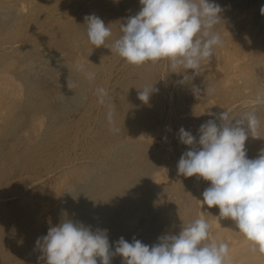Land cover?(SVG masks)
I'll return each instance as SVG.
<instances>
[{
  "label": "rangeland",
  "instance_id": "1",
  "mask_svg": "<svg viewBox=\"0 0 264 264\" xmlns=\"http://www.w3.org/2000/svg\"><path fill=\"white\" fill-rule=\"evenodd\" d=\"M212 1L213 0H210V2ZM217 1H219L220 3ZM258 1H260L261 3H259ZM213 2L219 5L222 3L221 7L223 8V11L220 14L226 12L225 13L226 15L225 14L221 15L223 18H222V21L218 23L219 25H215L216 28L214 27L213 29L215 34L217 35L219 34L220 38L222 37L221 38L222 45L214 48L215 51L213 50V56H212L213 59L211 58V61L205 60V62L204 61L201 62V66L198 70L199 74L195 75L193 80L190 77L188 83H180V81L183 79V74H179V73H183L185 70L179 67L176 70L172 69L170 67L169 61L167 60H161L156 63L146 62L143 65L136 66V65H131L127 63L117 53L111 52L110 50L112 43L123 35V33L121 32L120 25L125 24L129 16H134L140 11L142 6L140 5L139 0H0V31H3V32H0V71L1 72L3 70L6 71V72L3 71L4 74L3 73L1 74L0 72V128L2 129V130L0 129V131L1 133H4L3 131H8V132H5L4 134L0 133V143L2 142L0 144V146L2 145L0 149H3V150H0V189L2 190V191L0 190L2 192V193L0 192L1 193L0 194V244H2L0 245L1 246L0 247V258H1L0 264H10L9 262H12V264H24L25 262H28L29 264H46V261L44 259L38 260V257H40L42 253L40 252L38 248L35 247L36 239L37 237H42L43 234L44 236L47 235L48 231L46 230H48L51 226H56L60 224L63 220H66L67 218L68 219L73 218L74 222H76L78 219L79 220L81 219L83 220V221L80 220L81 223L83 222L84 224L86 222L84 225L91 226L93 231H95L96 229L109 230L111 226L112 228H110V230L107 232V235L108 236L110 235V238L112 237V239L116 237L113 240L109 238V241L110 240L112 241L110 242V245L112 246V251L114 250L113 247L115 246V242L118 240L117 238H120V237H124V239L127 240L128 242H132L133 238L138 239L140 241L142 240L141 241L142 243L144 241L146 242L150 241L151 243L149 242V244L152 245V244L158 243V240H155V239H158L157 236L160 237L162 236V234L166 235L168 233V234L178 235V233L181 231L182 228L178 227L177 226L178 224L176 226L174 225L178 223L179 221V217H180L179 211L182 210L184 207L190 208L189 204H190V199H191L187 191V188L189 187L188 182H189L190 177H187L188 179H186L185 176L178 174V169H177V163L179 161L178 157H181V155L185 151L189 150V146H186L182 144L181 142L179 143V139L177 138L178 132L181 126L185 130L188 129V131H191V133L194 136H197L199 138V133H198L199 125L197 124H201V122L203 124L206 122V120L214 118V114H219L229 109V111L227 112L231 116L234 115L233 117L242 118L244 117V114H246L245 112L247 111L249 107H253L254 105L257 106L259 104H260L259 106L255 107L256 109L252 108V110H254V113L257 115L259 122L262 120L264 121L263 119L264 118V106H263L264 105V101H263L264 100V92H263L264 91V85H263L264 84V63H263L264 58H262L264 57L263 55L264 54L263 53L264 51V45H263L264 44V39H263L264 38V34H263L264 33V27H263L264 15L260 14L261 13L260 8L262 7V5L264 6V3H263L264 0H250V1L249 0H233L232 2L231 0L230 1L226 0V2L224 0L225 3L222 2V0H215ZM233 2L235 4L239 3L238 6L235 5ZM234 5L235 7H233ZM256 6L258 8H256ZM256 9L259 11H257ZM244 12L246 16L244 15ZM92 14H95L98 17H100L105 22V25L111 30V36L107 38L105 44L100 47H95L94 45H92L88 41L87 36H86V25H85L84 17L87 15H92ZM232 20H233L234 26L232 24L229 25L228 31H225L224 29L225 26L223 24L225 22H227V24L228 23L230 24L232 23ZM254 22L256 23V25L254 24ZM254 26L256 27L252 28ZM248 27H249V30H248ZM262 29L263 31H261ZM256 30L258 33L256 32ZM249 33L250 34L252 33V34L250 35ZM245 34H246V37L243 36ZM248 35L250 38L248 37ZM231 37H233V39ZM244 41L247 44L249 43L248 44L249 46L246 44L248 47L245 45ZM242 42L244 44H242ZM233 46L235 48H233ZM228 49H230L229 50L230 52L228 51L230 54L231 52L232 53L235 52L234 55L233 54L231 55L232 57L234 56V59H236L235 56H238L237 59H239L242 55V57L240 58V62L239 60L236 59V61H238V65H240L239 67H235V66L231 67V65H228L227 63L225 64V62H223V56L225 55ZM254 49H256L257 51ZM250 50L251 52H249ZM245 54H246V60H244ZM254 57L256 59H254ZM258 57H260V59ZM12 60L15 62H13ZM56 62H58V64H60V66L62 67H60ZM256 62L258 64L262 63L263 66H261L260 68L258 64H256ZM245 63H247L246 66H245ZM54 64L56 68H54ZM79 65L84 66L83 71L78 70ZM160 65H161V69H160ZM22 66H24L25 68H22ZM224 67L225 68L228 67V68L224 69ZM246 67L249 70H246L247 69ZM34 68H35V72L34 71L31 72V70H34ZM241 68L243 70L245 69L246 72L245 71L241 72L242 70L239 71V69ZM14 69H16L17 71L16 70L14 71ZM251 69L255 71L256 73L251 71ZM173 72H176V73H173ZM258 72L261 75L260 78H259ZM88 73L94 74V79L90 80L87 76ZM237 73L240 75H237ZM188 74L192 75V70H188ZM231 74L233 75V77ZM251 74H253L254 77H252L253 75L251 76ZM236 75L239 76L238 79L241 80L240 82L239 80H236L237 79ZM175 76H177V78ZM11 78H14V79H11ZM243 79L244 81H242ZM7 80H9L10 82H8ZM220 80L224 82L222 83L220 82ZM231 80L232 82H230ZM226 81L227 83H225ZM236 81H237V84H236ZM255 81L260 84L255 83ZM245 82L247 85L245 84ZM228 83L229 85H227ZM177 84L179 85L177 86ZM251 84H252V88H251ZM149 85H154V88L157 91H154L150 95V99L148 103L145 104L144 102L142 103V101L138 98V92ZM35 86L37 90L34 88ZM193 87L199 89V91L195 93L193 90ZM29 88H31L32 91ZM99 88L105 89L107 93V95L103 97L102 103L100 101V96L98 95L96 91ZM229 88H231L232 90ZM234 88H237V89L234 90ZM261 89L263 90L261 91ZM227 90H229L228 93L226 92ZM39 91H42V93ZM35 92L37 93V95H35ZM29 93H31V95ZM254 93H258L259 95L257 94L255 96ZM49 94H51L52 96ZM170 94H172L173 96ZM249 95H252L251 96L252 98L249 97ZM169 96H172L173 99L172 97H169ZM257 96L259 97L262 96L261 97L262 100L260 102L257 101ZM42 99L43 100L47 99V101L43 102ZM250 99L251 101H249ZM255 100L257 102H255ZM32 101H34L35 103ZM252 101H254L255 104H253L254 102ZM38 102H40L42 107L37 106L39 104ZM250 102H252V104H250ZM137 104L140 105L142 109H143V106L145 105L144 109L146 111H144V109L142 110L141 108H140L141 110L136 109L140 107ZM170 104L174 106L175 109L171 107ZM239 104H241L242 106H240ZM46 106H47V109L45 108ZM132 106H135V107H132ZM238 106L240 107V109ZM36 107H38L39 110L41 108V112L38 110L40 113L35 111V109L37 110ZM169 108H171V111ZM236 109L238 110V112ZM242 109H244V111ZM250 109L251 108L248 109V112L251 111ZM261 109L263 111H261ZM48 110H51L52 112L48 113L49 112ZM173 110L176 112L174 113ZM230 110L232 111L233 115L231 114ZM145 112H147L146 113L147 115L145 114ZM170 112L177 114V115L171 114ZM42 113L48 114V118H47V115H42ZM110 113H111V122L109 121ZM142 113L145 114V116H148V115L152 116V114L158 115V118H152L150 116H148L147 118V117H144ZM169 113L172 115V117H170L171 120L172 119L174 120V122L172 120V122L174 123L172 127H171L172 123H170L171 120L168 123V117L171 116ZM211 113L213 116L211 115ZM52 114H54V116ZM139 114H141V116ZM138 116L139 118H137ZM173 116L175 117L177 116L178 118L177 117L173 118ZM11 117L12 119H10ZM153 117H156V116H153ZM141 119L142 120L147 119V120L142 121ZM148 119H151V120H148ZM177 119L182 121V123L179 120L178 122ZM18 120L20 121L22 127L19 125ZM141 121H142L141 126L144 124L145 127L144 125L142 127L145 129H142V127L138 125L137 122H139L140 124ZM144 121L146 122L144 123ZM263 121L260 122L261 124L259 123V127L261 129L262 127H264V125H262L264 124ZM147 122L149 123L151 122V123L150 124L148 123V126L146 127ZM217 123H219V121H217ZM194 124L195 126L193 127ZM49 126L50 128L48 129ZM169 128L171 130H169ZM260 128H258L257 130L258 132H256L259 135H257L256 133L254 134L255 137L254 136L252 137L251 135H249L247 139L248 141L246 140L247 142H245V149H246L248 158H257L259 155L262 154V152H264V140H263L264 129H262L261 131ZM113 129H118V131H114ZM158 129H160V131ZM175 130H177V132ZM14 131L16 133H14ZM259 131H261V133ZM168 132L169 133L172 132V133L169 134ZM11 133H13V135ZM261 136L262 138H259ZM34 138H36V141ZM152 141L154 144L152 143ZM142 142H144L145 144L143 143L142 145ZM169 143H171L170 147H169ZM123 144H125V146ZM121 146L123 147L121 148ZM143 146L145 149L143 148ZM115 149L117 150L119 149V150L116 152ZM182 151L184 152L182 153ZM27 152H28V155H27ZM140 152H142L143 154L142 153L140 154ZM108 153L110 154L108 155ZM157 153L159 154V156L156 158L154 156H156ZM163 155L165 156V158ZM144 157L146 159V161L144 159L145 164L142 162V158ZM162 158H164V161ZM16 161H18L19 163ZM111 161H112V164L110 163ZM137 161L138 162L140 161V163H138ZM135 162H136V165H134ZM141 162L144 165L141 164ZM138 164H140L141 166H139ZM118 166L119 168H117ZM134 166H137L138 169L141 170V172L136 171L138 169ZM13 167H14V170H13ZM16 167H21V168H18L19 170L18 171ZM132 168L133 170H135V172L132 170ZM113 171L115 172L117 171L116 176H115V173H113ZM118 172H120V175ZM130 172L132 173V176L130 175ZM156 172H158L157 175H156ZM160 174L163 176L164 178L163 180H158L157 177ZM134 175L137 176L138 181L135 177H133ZM145 175H147L146 178H145ZM149 175L155 178L152 180L153 177ZM139 176L140 178H138ZM168 176L170 178H168ZM166 178L167 180L169 179L171 183L169 180L166 181ZM171 178L173 180H171ZM195 178L197 179L198 177L196 176ZM106 179L108 183H110L108 186H107L108 183L106 184L107 182ZM139 179H140V183H139ZM148 179H150L152 182ZM198 179L200 181H198ZM198 179L197 181L200 183V185H203L200 187L201 193H203V191L207 187L210 186V182L202 180L203 178H198ZM12 180L13 181L16 180L15 182L17 183L14 182L15 183L14 184ZM132 180H135L137 182L132 181ZM119 181H121L124 184H122L121 182H120L121 184L118 183ZM148 181L150 185L148 184ZM7 182H8V186L6 185ZM126 182H128L129 185L132 184L131 186L134 185L135 188L129 185H128L129 188L127 186H124L126 185ZM93 183H94V186H93ZM96 183H97V186L95 185ZM111 183L113 184V186L111 185ZM180 183L182 186L180 185ZM152 184H153V187H150ZM160 184H162L161 186L163 188L165 187L163 189V191L165 192L162 191L161 193H158L159 191L156 190V188L158 189V187H160ZM4 185H6V187ZM140 186H142V190L140 189ZM99 187L103 189H99ZM106 188H108L110 191L107 190ZM169 188L170 190L167 191V189ZM87 189H88V192L86 191ZM90 189L92 190V193L94 194L91 193ZM125 189L126 190L129 189L130 191L128 190L127 192L128 193L130 192V193L128 194L127 192L124 191L125 192L124 194L123 190ZM134 189L136 192L134 191ZM146 189H149V190H146ZM137 190H139V192ZM95 191L97 192L99 196H101V198L99 199V203H96L98 202V200L96 201L91 200L92 196L90 195H95L96 194ZM106 191L108 193H106ZM113 191L117 193L111 195V193H114ZM146 191H147V194L144 195ZM132 192H134V195H132L133 194ZM179 192L180 194H178ZM119 193L121 194L123 193L125 196L122 194L121 198H115L116 199L115 200L114 197L116 195L117 197H120ZM140 193H142L143 197L144 196L145 197L142 198ZM148 193H151V194H148ZM154 193L156 195V198L155 196H153L154 198L151 197ZM127 194L128 196L131 194L130 196L132 197V200H133L132 202H131V199H128L131 197L130 196L128 197ZM138 194L140 196L139 199H141L142 201L144 200L146 203L136 198ZM157 194H159L158 195L159 198L157 197ZM105 195H107V197H109L110 199L109 198L107 199ZM109 195L112 196V198ZM77 196L78 197L80 196V199ZM103 196H105L107 201L104 200ZM123 196L127 197L125 198V200L128 199V201L130 200L131 203L128 202L127 200L125 202ZM168 196L169 198L170 197L171 198L169 199ZM135 198L139 201L136 202ZM81 199L82 201H80ZM171 199L172 201L170 202L169 200ZM71 200L73 201V203H71L72 202ZM175 200H177L178 203L175 202ZM149 201L150 203L151 201L153 203L150 204ZM92 202L93 203L95 202V204L93 205ZM138 202H141V203H139L140 205L137 206ZM173 202H175V207H173L174 205ZM82 203L86 205H83ZM201 203H202L201 205H203L204 212L206 215V221L210 225L211 233L216 231V229L218 228L220 229L225 228L228 218H221L219 216V208L218 207L208 208L206 204H203V196H202ZM72 204L74 205L72 206L73 208H75L77 205L78 207H76L73 210V208L70 207ZM89 204H90V207L92 205L93 208L92 207L91 209L87 208ZM96 204L98 205L100 204V205L98 206ZM118 204L120 207L118 206ZM126 204L128 207H126ZM141 204H144L143 205L144 207ZM155 204L156 206L163 205V207L162 206L161 207L164 211L160 209L161 207L159 206H157L159 208H156ZM110 205H111L112 210H109ZM171 205H172V208L175 210L168 209V211H166L167 208H171ZM83 206L84 207L87 206V207H85L84 209ZM139 206L141 208H139ZM165 206L167 208H165ZM94 207L96 211L92 210L94 209ZM134 207L136 209H134ZM142 207L144 210L142 209ZM155 208L157 209L158 213L163 214V215L160 214L162 215L163 218H160V216H157L156 214L157 212ZM65 209H68V210H65ZM86 209L88 211L91 210L93 212L89 211L87 213H84L85 211H87ZM123 209L125 213L123 212ZM141 209L142 211L138 213L139 211L137 210H141ZM159 209L160 211H158ZM81 210H84V212ZM97 211L100 214V215L98 214V216L96 215ZM103 211H104V214H103ZM127 211H129V213ZM216 211H218V213L215 214L216 217L212 220L213 218L212 215H214ZM94 212L96 216H93ZM105 212H107V214ZM154 212L156 215L152 214ZM30 213H31L32 218H30V215H29ZM137 213L139 215H136ZM167 213L169 214L167 216V218L169 217L168 220H166L167 218H164V216L166 217V215L164 214H167ZM74 214L75 216L77 217L79 216V217L78 218L75 217L76 218L75 219ZM121 214L122 215L125 214L124 218L126 219H123V217H121L122 216ZM135 215L137 216L136 218H138L136 221H134ZM82 216L83 218H80ZM89 216H91L92 218L94 217L92 219L94 222L93 221L91 222V217ZM105 216L106 218L109 216V218L107 219L103 218ZM88 217L89 219H85ZM152 217L154 218V220ZM114 218H117V219H114ZM149 219L152 222L149 221ZM79 220L77 222H80ZM123 220H124V224H121L123 223ZM158 220L160 221L158 222ZM153 221L156 222V224ZM175 221L177 222L175 223ZM135 222L136 224L137 223L138 224L135 225ZM107 223L109 225L108 228H107L108 226ZM88 224H91V225H88ZM150 224H153L152 225L153 227H151ZM145 225H147V227L149 225L150 226L149 228H147ZM158 225L160 226L158 227ZM24 226H26V228ZM29 226L30 227L34 226L35 228L33 227L31 231V228L29 229ZM136 226L139 229H137ZM17 227L19 228L21 227V228L19 229ZM127 227H129V231H128L129 233L128 232L125 233V231L127 230L126 229ZM24 228L25 230L27 229V231L25 230L22 231V229ZM135 228L137 230H134ZM178 228L180 229V231L178 230ZM14 230H15V233H14ZM172 230L174 233L172 232ZM177 230L179 232H177ZM37 231L40 234H37L38 233ZM115 232L117 235L114 234ZM28 233H29V237L30 236L33 237V235L34 236L38 235V236L37 237L35 236L34 239L33 238L31 239L28 237L27 235ZM119 234L124 235V236H121ZM238 234L239 236L243 235L239 231H238ZM17 235H19L20 237ZM118 235L119 237H117ZM13 236L15 237L17 236V237L15 238ZM26 236H27V239H26ZM20 238H22V240ZM13 239L15 240V242H13L14 241ZM23 239L26 242H24ZM29 239L32 242H28ZM17 241L18 243L16 244ZM22 241L24 243H27L25 244L27 246H25ZM226 241L229 245L231 244L230 243L231 238L230 239L227 238ZM10 242H11V245H10ZM30 243H32V245ZM144 244L149 245L148 243H145V242ZM217 244H219V242H217ZM14 245H16V247ZM33 246L37 252L35 251L34 248L32 251L30 250L32 249ZM11 248H13V250ZM18 249H20L19 252L23 251L22 255L20 254L21 252L18 253L17 251ZM257 249H258V246H257ZM239 250H240L239 247H236V248L234 247L232 249L234 253H238ZM30 251L33 253H31ZM14 252L16 255L14 254ZM27 252H28V255H27ZM9 254L12 256V257L10 256V259H9ZM33 254H36V255H33ZM17 255H18V258H16ZM23 255H25L26 257L24 258ZM7 259L8 261H4ZM18 259L20 260L22 259V260L21 261L19 260V262L16 263ZM26 259L28 260L30 259L29 260L30 262L26 261ZM22 261L24 262L22 263ZM97 262H99L97 264H100V258H97ZM111 264H123V258L121 256L119 257V255H116L111 260Z\"/></svg>",
  "mask_w": 264,
  "mask_h": 264
},
{
  "label": "clouds",
  "instance_id": "2",
  "mask_svg": "<svg viewBox=\"0 0 264 264\" xmlns=\"http://www.w3.org/2000/svg\"><path fill=\"white\" fill-rule=\"evenodd\" d=\"M139 3L140 11L120 25L123 35L112 43L111 52L136 66L167 60L172 69L185 70L179 73L183 74L180 83H188L190 77L193 80L201 62L211 61L214 48L222 45L213 29L222 21L223 8L210 0ZM260 12L264 15V6ZM84 20L88 41L95 47L103 46L111 30L95 14ZM78 70L83 71L84 66L79 65ZM87 76L94 79V74ZM193 90L199 91L195 87ZM96 91L102 103L106 90ZM154 91V85L146 86L138 92V98L147 104ZM261 100L258 96L257 101ZM214 117L200 125L198 139L191 131L179 129L178 139L189 150L178 161V174L209 181L210 186L202 193L203 204L218 207L219 216L235 221L239 232L264 253V152L257 158H248L245 149L246 140L254 136L260 122L251 111L242 118L227 111ZM209 229V223L199 218L184 226L178 235H162L152 245L120 237L112 251L107 229L93 231L91 226L66 219L51 226L47 235L38 237L36 247L42 253L38 260L44 259L46 264H97V258L100 264H111L116 255L123 258V264H225L228 245L204 243L209 239Z\"/></svg>",
  "mask_w": 264,
  "mask_h": 264
},
{
  "label": "bare ground",
  "instance_id": "3",
  "mask_svg": "<svg viewBox=\"0 0 264 264\" xmlns=\"http://www.w3.org/2000/svg\"><path fill=\"white\" fill-rule=\"evenodd\" d=\"M213 1H215V0H213ZM213 1H212V2H213ZM229 1H230V0H229ZM232 1H233V0H231V2H232ZM249 1H250V0H249ZM217 2H219V1H217ZM222 2H224V0H222ZM225 2H226V0H225ZM225 2H224V3H225ZM236 2H237V1H236ZM245 2H246V1H245ZM252 2H253V1H252ZM258 2L261 3L260 1H258ZM219 3H220V2H219ZM233 3H234V2H233ZM249 3H250V2H249ZM263 3H264V2H263ZM221 4H222V3H221ZM221 4H220V6H221ZM234 4H235V3H234ZM238 4H239V3H238ZM238 4H235V5L238 6ZM243 4H245V3H243ZM243 4H241V5H243ZM2 5H3V4H2ZM230 5H232V4H230ZM235 5H234L233 7H235ZM246 5H247V4H246ZM248 5H249V4H248ZM251 5H252V4H251ZM4 6H5V5H4ZM4 6H3V7H4ZM257 6H258V5H257ZM257 6H256V8H258ZM262 6H263V5H262ZM233 7H232V8H233ZM246 7H247V6H246ZM253 7H254V6H253ZM242 8H243V6H242ZM229 9H231V8H229ZM236 9H237V8H236ZM260 9H261V8H260ZM238 10H239V9H238ZM253 10H254V9H253ZM256 10H257V9H256ZM226 11H227V10H226ZM257 11H259V10H257ZM224 12H225V11H224ZM234 12H235V11H234ZM253 12H255V11H253ZM253 12H252V14H253ZM225 13H226V12H225ZM225 13H222V14H225ZM227 13H228V12H227ZM247 13H248V12H247ZM259 13H260V12H259ZM259 13H258V14H259ZM222 14H220V16H221ZM236 14H237V12H236ZM254 14H255V13H254ZM260 14H261V13H260ZM225 15H226V14H225ZM225 15H224V17H225ZM239 15H240V14H239ZM244 15H245V12H244ZM240 16H241V15H240ZM245 16H246V15H245ZM250 16H251V14H250ZM250 16H249V17H250ZM242 17H243V16H242ZM247 17H248V16H247ZM221 18H223V17L221 16ZM234 18H235V17H234ZM234 18H232V19H234ZM236 18H237V17H236ZM238 18H239V16H238ZM251 18H252V17H251ZM249 19H250V18H249ZM256 19H257V18H256ZM262 19H263V18H262ZM227 20H228V19H227ZM242 20H243V19H242ZM259 20H261V19H259ZM237 21H238V20H237ZM237 21H236V23H237ZM246 21H247V19H246ZM248 21H249V20H248ZM251 21H252V20H251ZM243 22H244V21H243ZM234 23H235V22H234ZM241 23H242V22H241ZM222 24H223V23H222ZM222 24H221V25H222ZM231 24L233 25V20H232V23H230V24H229V23L227 24V22H225V23L223 24V25L227 28V29H226V28L224 27L225 31H228V28H229L228 26L231 25ZM252 24H253V22H252ZM254 24L256 25L255 22H254ZM262 24H263V23H262ZM262 24H261V25H262ZM217 25H219V24H217ZM238 25H239V24H238ZM259 25H260V24H259ZM233 26H234V25H233ZM235 26H236V25H235ZM249 26H250V24H249ZM252 26H253V25H252ZM1 27H3V26H1ZM236 27H237V26H236ZM255 27H256V26H254V27H252V28H255ZM257 27H258V26H257ZM263 27H264V25H263ZM215 28H216V27H215ZM222 28H223V26H222ZM244 28H245V27H244ZM250 28H251V27H250ZM258 28H259V27H258ZM220 29H221V28H220ZM230 29H231V28H230ZM232 29H233V28H232ZM2 30H3V29H2ZM248 30H249V27H248ZM250 30H251V29H250ZM245 31H246V30H245ZM261 31H263V29H262ZM0 32H3V31H0ZM215 32H216V31H215ZM229 32H230V31H229ZM236 32H237V30H236ZM247 32H248V31H247ZM250 32H251V31H250ZM256 32H257V30H256ZM256 32H255V33H256ZM244 33H246V32H244ZM253 33H254V32H253ZM257 33H258V32H257ZM257 33H256V34H257ZM249 34H250V33H249ZM251 34H252V33H251ZM251 34H250V35H251ZM263 34H264V33H263ZM218 35H219V34H218ZM260 35H261V34H260ZM243 36L246 37V34L243 35ZM239 37H240V36H239ZM248 37H249V35H248ZM259 37H260V36H259ZM259 37H258V38H259ZM221 38H222V37H221ZM231 38L233 39V37H231ZM241 38H242V37H241ZM241 38H240V39H241ZM249 38H250V37H249ZM251 38H252V37H251ZM260 38H261V37H260ZM232 39H231V41H232ZM238 39H239V38H238ZM252 39H253V38H252ZM263 39H264V38H263ZM32 40H33V39H32ZM261 40H262V39H261ZM239 41H240V40H239ZM256 41H257V40H256ZM224 42H225V41H224ZM234 42H235V41H234ZM253 42H254V41H253ZM259 42H260V41H259ZM230 43H231V42H230ZM244 43H245V41H244ZM244 43L242 42V44H244ZM246 44H247V43H245V45H246ZM248 44H249V43H248ZM248 44H247V45H248ZM250 44H251V43H250ZM25 45H26V44H25ZM239 45H240V44H239ZM245 45H244V46H245ZM247 45H246V46H247ZM263 45H264V44H263ZM224 46H225V45H224ZM229 46H230V45H229ZM248 46H249V45H248ZM248 46H247V47H248ZM227 47H228V46H227ZM227 47H226V49H227ZM220 48H221V47H220ZM233 48H235V47L233 46ZM261 48H263V47H261ZM229 50H230V49L227 50V52L225 53V55L223 54V55H224V56H223V62H225V64L227 63L228 65H231V67H232V66H233V67H234V66H235V67H239L240 65H238V61H236V59H237L238 56H235L236 59H234V56L232 57L231 55H232V54L234 55L235 52H234V53L231 52V54H230V53H229V52H230ZM244 50H246V49H244ZM248 50H249V49H248ZM254 50H256V49H254ZM214 51H215V50H214ZM222 51H223V50H222ZM228 51H229V52H228ZM231 51H232V50H231ZM256 51H257V50H256ZM256 51H255V52H256ZM28 52H29V51H28ZM220 52H221V51H220ZM243 52H244V51H243ZM246 52H248V51H246ZM249 52H251V50H250ZM259 52H260V51H259ZM259 52H257V53H259ZM46 53H47V52H46ZM216 53H217V51H216ZM222 53H224V52H222ZM263 53H264V51H263ZM30 54H31V53H30ZM30 54H29V55H30ZM218 54H219V53H218ZM218 54H217V56H218ZM240 55H241V54H240ZM263 55H264V54H263ZM10 56H11V55H10ZM47 56H48V55H47ZM215 56H216V55H215ZM244 56H245V59H244V60H246V54H245ZM250 56H251V55H250ZM54 57H55V56H54ZM241 57H242V55H241ZM241 57H240V58H241ZM248 57H249V56H248ZM251 57H252V56H251ZM251 57H250V58H251ZM261 57H262V56H261ZM23 58H25V57H23ZM23 58H22V59H23ZM31 58H32V57H31ZM240 58L237 59V60H239V62H240ZM258 58L260 59V57H258ZM262 58H264V57H262ZM11 59H12V58H11ZM18 59H19V58H18ZM34 59H35V58H34ZM52 59H53V58H52ZM212 59H213V58H212ZM221 59H222V58H221ZM254 59H256V58L254 57ZM254 59H253V60H254ZM5 60H6V59H5ZM25 60H26V59H25ZM56 60H57V59H56ZM241 60H242V59H241ZM1 61H3V60H1ZM12 61H13V60H12ZM216 61H217V60H216ZM251 61H252V59H251ZM13 62H15V61H13ZM59 62H60V61H59ZM204 62H205V61H204ZM213 62H214V61H213ZM246 62H247V61H246ZM2 63H3V62H2ZM56 63L58 64V62H56ZM56 63H55V64H56ZM169 63H170V62H169ZM248 63H249V61H248ZM251 63H252V62H251ZM263 63H264V62H263ZM55 64H54V68H56V67H55ZM164 64H165V63H164ZM246 64H247V63H245V66H246ZM256 64H258V63L256 62ZM259 64H260V65H259ZM259 64H258V66L261 68V66H263V64H262V63H259ZM261 64H262V65H261ZM12 65H13V64H12ZM14 65H15V64H14ZM16 65H17V64H16ZM34 65H35V64H34ZM58 65L60 66V64H58ZM62 65H63V64H62ZM213 65H214V64H213ZM254 65H255V64H254ZM254 65H253V67H254ZM31 66H32V65H31ZM31 66H30V67H31ZM56 66H57V65H56ZM226 66H227V65H226ZM258 66H257V68H258ZM32 67H33V66H32ZM60 67H62V66H60ZM66 67H67V66H66ZM22 68H25V67L22 66ZM57 68H59V67H57ZM227 68H228V67H227ZM227 68L224 67V69H227ZM243 68H245V67H243ZM246 68H247V67H246ZM260 68H259V69H260ZM63 69H64V68H63ZM160 69H161V65H160ZM1 70H2V69H1ZM15 70H16V69H14V71H15ZM17 70H18V68H17ZM17 70H16V71H17ZM19 70H20V69H19ZM175 70H176V69H175ZM229 70H230V69H229ZM229 70H228V71H229ZM237 70H238V69H237ZM240 70H242L241 72L245 71V69L243 70L242 68L239 69V71H240ZM246 70H249V69L247 68ZM262 70H263V69H262ZM3 71H5V70H3ZM3 71H2V72L0 71L1 74L3 73ZM20 71H21V70H20ZM32 71L35 72V68H34V70H31V72H32ZM251 71H253V70L251 69ZM5 72H6V71H5ZM229 72H230V71H229ZM241 72H240V73H241ZM245 72H246V71H245ZM253 72L256 73L255 71H253ZM220 73H221V72H220ZM254 73H253V74H254ZM258 73H259V72H258ZM3 74H4V73H3ZM9 74H10V73H9ZM9 74H8V75H9ZM29 74H30V73H29ZM67 74H68V73H67ZM177 74H178V72H177ZM243 74H244V73H243ZM243 74H242V75H243ZM253 74H251V76H252ZM262 74H263V73H262ZM231 75H232V74H231ZM237 75H240V74L237 73ZM237 75H236V76H237ZM242 75H241V76H242ZM246 75H247V74H246ZM256 75H257V74H256ZM258 75H259V78H260V76H261L260 73H259ZM258 75H257V76H258ZM11 76H12V75H11ZM21 76H23V75H21ZM31 76H32V75H31ZM214 76H215V74H214ZM225 76H226V75H225ZM236 76H235V78H236ZM247 76H248V75H247ZM19 77H20V76H19ZM26 77H27V76H26ZM28 77H29V76H28ZM175 77L177 78V76H175ZM219 77H220V76H219ZM223 77H224V76H223ZM232 77H233V75H232ZM232 77H231V78H232ZM238 77H239V76H237V79H236V80H239ZM248 77H249V76H248ZM252 77H254V75H253ZM6 78H7V77H6ZM34 78H35V77H34ZM34 78H33V79H34ZM157 78H158V77H157ZM162 78H163V77H162ZM213 78H214V77H213ZM235 78H234V79H235ZM245 78H246V77H245ZM11 79H14V78H11ZM76 79H77V78H76ZM219 79H220V78H219ZM162 80H163V79H162ZM222 80H223V79H222ZM222 80H220V82H222ZM247 80H248V79H247ZM247 80H246V82H247ZM251 80H252V79H251ZM258 80H259V79H258ZM7 81L10 82L9 80H7ZM21 81H22V80H21ZM240 81H241V80H239V82H240ZM242 81H244V79H243ZM18 82H19V81H18ZM77 82H78V80H77ZM77 82H76V83H77ZM223 82H224V81H223ZM223 82H222V83H223ZM230 82H232V80H231ZM246 82H245V84H246ZM250 82H251V81H250ZM19 83H20V82H19ZM19 83H18V84H19ZM173 83H174V82H173ZM175 83H176V82H175ZM225 83H227V81H226ZM234 83H235V82H234ZM255 83H257V82L255 81ZM22 84H23V83H22ZM22 84H21V85H22ZM28 84H29V83H28ZM165 84H166V83H165ZM236 84H237V81H236ZM245 84H244V85H245ZM257 84H260V83H257ZM257 84H256V85H257ZM178 85H179V84H177V86H178ZM227 85H229V83H228ZM227 85H226V86H227ZM238 85H239V84H238ZM246 85H247V84H246ZM246 85H245V86H246ZM263 85H264V84H263ZM23 86H24V85H23ZM29 86H30V85H29ZM173 86H175V85H173ZM223 86H224V84H223ZM240 86H241V85H240ZM248 86H249V85H248ZM24 87H25V86H24ZM79 87H81V86H79ZM167 87H168V86H167ZM34 88L36 89V86H35ZM251 88H252V84H251ZM253 88H255V87H253ZM29 89H31V88H29ZM29 89H28V90H29ZM80 89H81V88H80ZM172 89H174V88H172ZM176 89H177V88H176ZM229 89H231V88H229ZM235 89H237V88H234V90H235ZM249 89H250V87H249ZM257 89H258V88H257ZM36 90H37V89H36ZM40 90H41V89H40ZM43 90H44V89H43ZM45 90H46V89H45ZM167 90H168V89H167ZM189 90H190V89H189ZM231 90H232V89H231ZM258 90H259V89H258ZM258 90H256V91H258ZM262 90H263V89H261V91H262ZM31 91H32V89H31ZM34 91H35V90H34ZM46 91H47V90H46ZM49 91H50V90H49ZM171 91H172V90H171ZM224 91H225V90H224ZM228 91H229V90H227L226 92L228 93ZM238 91H239V90H238ZM39 92L42 93V91H39ZM39 92H38V93H39ZM43 92H44V91H43ZM169 92H170V91H169ZM184 92H185V91H184ZM236 92H237V91H236ZM263 92H264V91H263ZM27 93H28V91H27ZM32 93H33V92H32ZM49 93H50V92H49ZM171 93H172V92H171ZM233 93H235V92H233ZM245 93H246V92H245ZM29 94L31 95V93H29ZM225 94H226V93H225ZM254 94H255V96H256L258 93H254ZM254 94H253V95H254ZM33 95H34V94H33ZM35 95H37L36 92H35ZM39 95H40V94H39ZM41 95H42V94H41ZM49 95H51V94H49ZM170 95H172V94H170ZM228 95H229V94H228ZM231 95H233V94H231ZM258 95H259V94H258ZM261 95H263V94H261ZM43 96H44V95H43ZM43 96H42V97H43ZM46 96H47V94H46ZM46 96H45V97H46ZM51 96H52V95H51ZM51 96H50V97H51ZM172 96H173V95H172ZM172 96H169V97H172ZM242 96H243V95H242ZM251 96H252V95H249V97H251ZM34 97H36V96H34ZM50 97H49V98H50ZM53 97H54V96H53ZM56 97H57V96H56ZM72 97H73V96H72ZM245 97H246V96H245ZM257 97H258V96H257ZM260 97H262V96H260ZM37 98H39V97H37ZM47 98H48V97H47ZM239 98H240V97H239ZM246 98H247V97H246ZM251 98H252V97H251ZM40 99H41V98H40ZM169 99H170V98H169ZM172 99H173V97H172ZM32 100H33V99H32ZM37 100H38V99H37ZM246 100H247V99H246ZM42 101H43V102H44V101H47V99H46V100H45V99H44V100L42 99ZM242 101H243V100H242ZM249 101H251V99H250ZM263 101H264V100H263ZM263 101H262V103H263ZM32 102H34V101H32ZM40 102H41V101H40ZM40 102H38V103L40 104ZM51 102H52V100H51ZM239 102H240V101H239ZM252 102H254V101H252ZM252 102H250V104H252ZM255 102H257V101L255 100ZM255 102H254L253 104H255ZM24 103H25V102H24ZM28 103H29V101H28ZM28 103H27V105H28ZM34 103H35V102H34ZM142 103H143V102H142ZM237 103H238V102H237ZM237 103H236V104H237ZM240 103H241V102H240ZM242 103H243V102H242ZM245 103H246V101H245ZM248 103H249V102H248ZM21 104H22V103H21ZM25 104H26V103H25ZM39 104L37 105L38 107L41 106V104H40V105H39ZM257 104H258V103H257ZM137 105H138V104H137ZM141 105H142V104H141ZM170 105H171V104H170ZM234 105H235V104H234ZM239 105L242 106L241 104H239ZM259 105H260V104H259ZM259 105H257V106H259ZM35 106H36V105H35ZM58 106H60V105H58ZM138 106H140V105H138ZM138 106H137V107H138ZM236 106H237V105H236ZM245 106H246V105H245ZM249 106H250V105H249ZM249 106H248V107H249ZM251 106H253V105H251ZM257 106L254 105L253 107H249V108H251L250 110H251L252 112H254V110H252V108L256 109L255 107H257ZM263 106H264V105H263ZM38 107H36L37 110L35 109V111L38 112V113H40V112H41V108H40V110H39ZM41 107H42V106H41ZM48 107H50V106H48ZM53 107H54V106H53ZM56 107H57V106H56ZM132 107H135V106H132ZM144 107H145V105L143 106V109H144ZM171 107L174 108V106H172V105H171ZM238 107H239V106H238ZM20 108H21V107H20ZM30 108H31V107H30ZM45 108L47 109V106H46ZM140 108H141V106L138 107V108H136V109H140ZM148 108H149V107H148ZM229 108H230V107H229ZM249 108H248V109H249ZM28 109H29V108H28ZM56 109H57V108H56ZM58 109H59V108H58ZM127 109H128V108H127ZM141 109H142V108H141ZM141 109H140V110H141ZM143 109H142V110H143ZM169 109H170V111H171V108H169ZM169 109H168V111H169ZM174 109H175V108H174ZM239 109H240V107H239ZM244 109H245V108H244ZM244 109H242V110L244 111ZM246 109H247V107H246ZM248 109H247V111H246L245 113L248 112ZM38 110H39L40 112H39ZM130 110H131V109H130ZM140 110H138V111H140ZM225 110H226V109H225ZM231 110H232V109H231ZM231 110H230V111H231ZM236 110H237V109H236ZM48 111H49L48 113L52 112L51 110H48ZM144 111H146V110L144 109ZM162 111H163V110H162ZM162 111H161V112H162ZM173 111H174V110H173ZM173 111H172V112H173ZM227 111H229V109H228ZM243 111H242V112H243ZM261 111H263V110L261 109ZM43 112H45V111H43ZM140 112H142V111H140ZM163 112H164V111H163ZM172 112H170V113H171V114H174L176 111H174V113H172ZM213 112H214V111H213ZM215 112H216V111H215ZM237 112H238V110H237ZM240 112H241V111H240ZM240 112H239V113H240ZM249 112H250V111H249ZM255 112H256V111H255ZM30 113H31V112H30ZM32 113H33V112H32ZM34 113H35V112H34ZM56 113H57V112H56ZM146 113H147V112H145V114H146ZM167 113H168V112H167ZM170 113H169V114H170ZM202 113H203V112H202ZM218 113H219V112H218ZM257 113H258V112H257ZM12 114H13V113H12ZM16 114H17V113H16ZM54 114H55V113H54ZM54 114H52V115L54 116ZM142 114H143V113H142ZM145 114H143L144 117H147V118H148V116H150V115L145 116ZM148 114H150V113H148ZM162 114H163V113H162ZM171 114H170V115H171ZM231 114H232V111H231ZM262 114H263V113H262ZM42 115H47V118H48V114H46V113H42ZM135 115H137V114H135ZM139 115L141 116V114H139ZM146 115H147V114H146ZM174 115H177V114H174ZM211 115H212V113H211ZM232 115H233V114H232ZM236 115H237V114H236ZM244 115H245V114H244ZM255 115H256V114H255ZM49 116H50V115H49ZM153 116H156V117H153ZM160 116H161V114H160ZM167 116H169V115H167ZM167 116H166V117H167ZM208 116H209V115H208ZM212 116H213V115H212ZM233 116H234V115H233ZM256 116H257V115H256ZM40 117H41V116H40ZM134 117H136V116H134ZM144 117H143V118H144ZM150 117H152V118H158V115H153V114H152V116H150ZM162 117H163V116H162ZM170 117H172V115L168 117V123H169V121L171 120ZM174 117H175V116H173V118H174ZM176 117H177V116H176ZM176 117H175V118H176ZM258 117H259V116H258ZM262 117H263V116H262ZM4 118H5V117H4ZM137 118H139V116H138ZM140 118H141V117H140ZM177 118H178V117H177ZM214 118H215V117H214ZM214 118H212V119H214ZM7 119H8V118H7ZM10 119H12V117H11ZM159 119H160V118H159ZM162 119H163V118H162ZM202 119H203V118H202ZM204 119H205V118H204ZM263 119H264V118H263ZM8 120H9V119H8ZM8 120H6V121H8ZM19 120H20V119H19ZM19 120H18V121H19ZM137 120H138V119H137ZM141 120H142V119H141ZM143 120H147V119H143ZM143 120H142V121H143ZM148 120H151V119H148ZM172 120H173V119H172ZM172 120H171V122H170V123H172V124H171V127L174 125V123H173L174 120H173V122H172ZM175 120H176V119H175ZM178 120H179V119H177V121H178ZM180 120H181V118H180ZM180 120H179V121H180ZM9 121H10V120H9ZM18 121H17V122H18ZM142 121L140 122V124H139V122H137L138 125L141 126ZM158 121H159V120H158ZM177 121H176V122H177ZM179 121H178V122H179ZM206 121H208V120H206ZM262 121H263V120H262ZM262 121H260V122H262ZM145 122H146V121H144V123H145ZM155 122H156V121H155ZM164 122H165V120H164ZM180 122L182 123V121H180ZM198 122H199V121H198ZM203 122H204V121H203ZM148 123H149V122H147L146 127L148 126ZM150 123H151V122H150ZM150 123H149V124H150ZM263 123H264V121H263ZM4 124H5V123H4ZM12 124H13V122H12ZM17 124H18V123H17ZM154 124H156V123H154ZM157 124H158V123H157ZM164 124H165V123H164ZM177 124H178V123H177ZM201 124H202V122H201ZM201 124H197V125H199V127H200ZM260 124H261V123H260ZM15 125H16V124H15ZM19 125L21 126L20 121H19ZM129 125H130V123H129ZM143 125H144V124H143ZM143 125H142V126H143ZM160 125H161V124H160ZM168 125H169V124H168ZM180 125H182V124H180ZM180 125H179V126H180ZM262 125H264V124H262ZM7 126H8V125H7ZM7 126H5V127H7ZM142 126H141V127H142ZM155 126H156V125H155ZM155 126H154V127H155ZM161 126H162V125H161ZM176 126H177V125H176ZM194 126H195V124L193 125V127H194ZM17 127H18V126H17ZM21 127H22V126H21ZM141 127H140V128H141ZM144 127H145V125H144ZM169 127H170V126H169ZM171 127H170V128H171ZM181 127H182V126H181ZM184 127H185V126H184ZM189 127H190V126H189ZM261 127H262V126H261ZM49 128H50V126L48 127V129H49ZM123 128H124V127H123ZM170 128H169V130L172 129V128H171V129H170ZM190 128H191V127H190ZM259 128H260V127H259ZM0 129H1V128H0ZM15 129H16V128H15ZM19 129H20V128H19ZM142 129H145V128L142 127ZM155 129H156V128H155ZM163 129H164V128H163ZM163 129H162V130H163ZM260 129H261V128H260ZM262 129H264V127H262ZM262 129H261V131H262ZM1 130H2V129H1ZM158 130L160 131V129H158ZM167 130H168V129H167ZM167 130H166V131H167ZM187 130H188V129H187ZM189 130H190V129H189ZM196 130H197V128H196ZM196 130H194V131H196ZM15 131H17V130H15ZM15 131H14V133H16ZM141 131H142V130H141ZM175 131L177 132V130H175ZM194 131H192V132H194ZM261 131H259V132L261 133ZM3 132L5 133V132H8V131H3ZM11 132H12V131H11ZM139 132H140V131H139ZM257 132H258V131H257ZM0 133H1V131H0ZM4 133H1V134H4ZM9 133H10V132H9ZM9 133H8V134H9ZM140 133H141V132H140ZM161 133H162V132H161ZM168 133H169V132H168ZM171 133H172V132H170L169 134H171ZM6 134H7V133H6ZM11 134L13 135V133H11ZM149 134H150V133H149ZM197 134H198V133H197ZM256 134H257V133H256ZM9 135H10V134H9ZM14 135H15V134H14ZM17 135H18V134H17ZM40 135H41V134H40ZM257 135H259V134H257ZM4 136H5V135H4ZM7 136H8V135H7ZM140 136H142V135H140ZM143 136H145V135H143ZM170 137H171V136H170ZM196 137H197V136H196ZM254 137H255V136H254ZM256 137H257V136H256ZM1 138H2V137H1ZM8 138H9V137H8ZM140 138H141V137H140ZM148 138H149V136H148ZM172 138H173V136H172ZM177 138H178V137H177ZM197 138H198V137H197ZM257 138H258V137H257ZM259 138H262V136L259 137ZM34 139H35V141H36V138H34ZM113 139H114V138H113ZM115 139H116V138H115ZM142 139H143V138H142ZM142 139H141V141H142ZM150 139H151V138H150ZM150 139H149V140H150ZM143 140H144V139H143ZM165 140H166V139H165ZM176 140H177V139H176ZM176 140H175V141H176ZM260 140H261V139H260ZM263 140H264V138H263ZM114 141H115V140H114ZM150 141H151V140H150ZM169 141H170V140H169ZM247 141H248V140H247ZM247 141H246V142H247ZM32 142H33V141H32ZM39 142H40V141H39ZM155 142H156V141H155ZM177 142H178V141H177ZM1 143H2V142H1ZM1 143H0V144H1ZM3 143H4V142H3ZM41 143H42V142H41ZM113 143H114V142H113ZM113 143H112V145H113ZM120 143H122V142H120ZM143 143H144V142H142V145H143ZM152 143H153V141H152ZM179 143H180V141H179ZM179 143H178V144H179ZM39 144H40V143H39ZM144 144H145V143H144ZM153 144H154V143H153ZM170 144H171V143H169V147H170ZM119 145H120V144H119ZM123 145L125 146V144H123ZM162 145H163V144H162ZM1 146H2V145H1ZM1 146H0V147H1ZM31 146H33V145H31ZM38 146H39V145H38ZM126 146H127V145H126ZM144 146H145V145H144ZM144 146H143V148H144ZM151 146H153V145H151ZM173 146H174V145H173ZM183 146H184V145H183ZM254 146H255V145H254ZM122 147H123V146H121V148H122ZM127 147H128V146H127ZM163 147H164V146H163ZM167 147H168V146H167ZM167 147H166V149H167ZM180 147H181V146H180ZM180 147H179V148H180ZM249 147H250V146H249ZM32 148H33V147H32ZM115 148H117V147H115ZM155 148H156V147H155ZM177 148H178V147H177ZM257 148H258V147H257ZM260 148H261V147H260ZM111 149H112V148H111ZM144 149H145V148H144ZM144 149H143V150H144ZM153 149H154V148H153ZM160 149H161V148H160ZM173 149H174V148H173ZM0 150H3V149H0ZM34 150H35V148H34ZM118 150H119V149H118ZM118 150L115 149L116 152H117ZM162 150H163V149H162ZM182 150H183V149H182ZM107 151H108V150H107ZM107 151H106V152H107ZM115 151H114V152H115ZM132 151H133V150H132ZM140 151H141V150H140ZM169 151H170V150H169ZM184 151H185V150H184ZM184 151H182V153H183ZM30 152H31V151H30ZM133 152H134V151H133ZM138 152H139V151H138ZM142 152H143V151H142ZM142 152H140V154H141ZM157 152H158V150H157ZM175 152H176V151H175ZM31 153H32V152H31ZM109 154H110V153H108V155H109ZM135 154H136V153H135ZM142 154H143V153H142ZM173 154H174V153H173ZM180 154H181V152H180ZM27 155H28V152H27ZM117 155H118V153H117ZM119 155H120V154H119ZM23 156H24V155H23ZM25 156H26V155H25ZM137 156H138V155H137ZM158 156H159V154L157 153V155L154 156V157L157 158ZM161 156H162V155H161ZM163 156H164V155H163ZM179 156H180V155H179ZM145 157H146V156H145ZM145 157L142 158V162H143V163H144V159H145ZM175 157H176V155H175ZM66 158H67V157H66ZM113 158H114V157H113ZM116 158H117V156H116ZM134 158H136V157H134ZM149 158H151V157H149ZM159 158H160V157H159ZM164 158H165V156H164ZM164 158H162L163 161H164ZM178 158L180 159V157H178ZM138 159H139V158H138ZM147 159H148V158H147ZM162 159H161V160H162ZM21 160H22V159H21ZM26 160H27V159H26ZM139 160H140V159H139ZM63 161H64V160H63ZM145 161H146V159H145ZM148 161H149V160H148ZM163 161H162V163H163ZM177 161H178V159H177ZM16 162H18V161H16ZM65 162H66V161H65ZM105 162H106V161H105ZM137 162H138V161H137ZM142 162H141V164H143ZM18 163H19V162H18ZM26 163H27V162H26ZM106 163H107V162H106ZM106 163H105V164H106ZM110 163L112 164V161H111ZM138 163H140V161H139ZM149 163H150V162H149ZM21 164H22V163H21ZM91 164H92V162H91ZM130 164H131V163H130ZM144 164H145V163H144ZM144 164H143V165H144ZM177 164H178V163H177ZM23 165H24V164H23ZM65 165H66V164H65ZM117 165H119V164H117ZM134 165H136V162H135ZM138 165L141 166L140 164H138ZM138 165H137V166H138ZM143 165H142V166H143ZM13 166H14V165H13ZM19 166H20V165H19ZM21 166H22V165H21ZM108 166H109V164H108ZM120 166H121V165H120ZM132 166H133V165H132ZM137 166H134V167H136V168L138 169L139 166H138V167H137ZM149 166H150V165H149ZM24 167H25V166H24ZM127 167H129V166H127ZM134 167H133V168H134ZM146 167H147V166H146ZM150 167H151V166H150ZM16 168H17V170H18V168H21V167H16ZM26 168H27V167H26ZM30 168H31V167H30ZM107 168H109V167H107ZM107 168H105V169H107ZM114 168H115V167H114ZM117 168H119V166H118ZM133 168H132V170H133ZM139 168H140V167H139ZM144 168H145V166H144ZM175 168H176V167H175ZM82 169H83V168H82ZM105 169H104V170H105ZM120 169H121V168H120ZM124 169H125V168H124ZM126 169H127V168H126ZM130 169H131V168H130ZM134 169H135V168H134ZM141 169H142V168H141ZM147 169H148V168H147ZM149 169H150V168H149ZM13 170H14V167H13ZM17 170H15V171H17ZM23 170H24V169H23ZM72 170H73V169H72ZM76 170H77V169H76ZM104 170H103V171H104ZM143 170H144V169H143ZM18 171H19V170H18ZM106 171H107V170H106ZM106 171H105V172H106ZM117 171H118V170H117ZM117 171H116V172L113 171V173H115V176H116ZM122 171H123V170H122ZM129 171H130V170H129ZM133 171L135 172V170H133ZM136 171H140V172H141V170H139V169L136 170ZM147 171H148V170H147ZM150 171H151V170H150ZM163 171H164V170H163ZM1 172H2V171H1ZM11 172H12V171H11ZM65 172H66V171H65ZM74 172H75V171H74ZM108 172H109V171H108ZM110 172H111V170H110ZM120 172H121V171H120ZM120 172H118L119 175H120ZM124 172H125V171H124ZM124 172H123V174H124ZM126 172H127V170H126ZM134 172H133V173H134ZM140 172H139V173H140ZM145 172H146V170H145ZM145 172H144V173H145ZM148 172H149V171H148ZM12 173H13V172H12ZM15 173H16V172H15ZM91 173H92V172H91ZM136 173H138V172H136ZM136 173H135V174H136ZM142 173H143V172H142ZM157 173H158V172H156V175H157ZM159 173H161V172H159ZM6 174H7V173H6ZM72 174H73V172H72ZM95 174H96V173H95ZM105 174H106V173H105ZM126 174H127V173H126ZM128 174H129V173H128ZM148 174H149V173H148ZM150 174H151V173H150ZM109 175H110V174H109ZM117 175H118V174H117ZM130 175L132 176V173H131V172H130ZM136 175H137V174H136ZM136 175H134L133 177H135V178L137 179V176H136ZM139 175H140V174H139ZM156 175H154V176H156ZM170 175H171V174H170ZM70 176H71V175H70ZM90 176H91V175H90ZM127 176H128V175H127ZM127 176H126V177H127ZM143 176H144V174H143ZM149 176H151V175H149ZM149 176H148V177H149ZM173 176H174V175H173ZM175 176H176V175H175ZM108 177H109V176H108ZM108 177H107V178H108ZM111 177H112V176H111ZM113 177H114V175H113ZM120 177H121V176H120ZM129 177H130V176H129ZM146 177H147V175H145V178H146ZM151 177H153V176H151ZM195 177H196V176H195ZM195 177H194V176H193V177H190V178H189V182L187 181V182L189 183V184L187 183L188 186H189V187L187 188V191H188L189 196H190V198H191V199L188 198V199H190V204H189V205H190V208H189V207H188V208L184 207L182 210L179 211V215H180V217H179V221L177 220L178 223H176L177 221H175V223H176L175 225L172 223L174 226H176V225L178 224V225H177L178 227L183 228L184 226H187L188 224H190V223H192L193 221H195L196 219L203 218V219L206 220V215H205V212H204V208H203V205H201V204H202V203H201V200H202V193H201V189H200V187L203 186V185H200V183L198 182V181H200V180L198 179L199 177L197 178L198 181H197V179H196ZM84 178H85V177H84ZM104 178H105V177H104ZM109 178H110V177H109ZM109 178H108V179H109ZM123 178H124V177H123ZM138 178H140V176H139ZM154 178H155V177H153L152 180H153ZM157 178H158V180H163V179H164L163 176H162L161 174L158 175ZM168 178H170V177L168 176ZM179 178H180V177H179ZM183 178H185V177H183ZM7 179H8V178H7ZM18 179H19V178H18ZM89 179H90V178H89ZM121 179H122V178H121ZM128 179H129V178H128ZM186 179H188V178L186 177ZM16 180H17V178H16ZM16 180H14V181L12 180L13 183H14ZM103 180H104V179H103ZM123 180H124V179H123ZM123 180H122V181H123ZM143 180H144V179H143ZM146 180H147V179H146ZM148 180H150V179H148ZM156 180H157V179H156ZM168 180H169V179H168ZM168 180H167V178H166V181H168ZM171 180H173V179L171 178ZM184 180H185V179H184ZM202 180H203V179H202ZM202 180H201V182H202ZM20 181H21V180H20ZM74 181H75V180H74ZM106 181H107V179H106ZM112 181H113V180H112ZM115 181H116V180H115ZM115 181H114V182H115ZM117 181H118V180H117ZM125 181H126V180H125ZM125 181H124V182H125ZM128 181H129V180H128ZM132 181H135V180H132ZM137 181H138V179H137ZM137 181H135V182H137ZM150 181H151V180H150ZM166 181H164V182H166ZM169 181H170V180H169ZM181 181H182V180H181ZM10 182H11V181H10ZM18 182H19V181H18ZM79 182H80V181H79ZM87 182H88V181H87ZM120 182H121V181H119L118 183H120ZM151 182H152V181H151ZM178 182H179V181H178ZM184 182H185V181H184ZM184 182H183V183H184ZM15 183H17V182H15ZM15 183H14V184H15ZM102 183H103V182H102ZM102 183H101V184H102ZM107 183H108V181L106 182V184H107ZM118 183H117V184H118ZM121 183H122V182H121ZM121 183H120V184H121ZM127 183H128V182H126V185H124V186H127V187H128L129 183H128V184H127ZM139 183H140V179H139ZM170 183H171V181H170ZM9 184H10V183H9ZM18 184H19V183H18ZM99 184H100V183H99ZM99 184H98V185H99ZM109 184H110V183H108L107 186H108ZM122 184H124V183H122ZM137 184H138V183H137ZM144 184H145V183H144ZM144 184H142V185H144ZM148 184H149V181H148ZM153 184H154V183H153ZM153 184H152L150 187H153ZM202 184H203V183H202ZM6 185L8 186V182H7ZM6 185H4V186L6 187ZM16 185H17V184H16ZM95 185L97 186V183H96ZM103 185H104V184H103ZM111 185L113 186L112 183H111ZM131 185H132V184H131ZM131 185H129V186H131ZM139 185H140V184H139ZM149 185H150V184H149ZM161 185H162V184H160V187H158V189L156 188V190L159 191L158 193H161V192L163 191V189L165 188V187L163 188ZM180 185H181V183H180ZM180 185H179V186H180ZM93 186H94V183H93ZM99 186H100V185H99ZM105 186H106V185H105ZM137 186H138V185H137ZM137 186H136V187H137ZM157 186H158V184H157ZM166 186H167V185H166ZM181 186H182V185H181ZM185 186H186V185H185ZM9 187H10V186H9ZM11 187H12V186H11ZM75 187H76V186H75ZM90 187H91V186H90ZM90 187H89V188H90ZM103 187H104V186H103ZM110 187H111V186H110ZM110 187H109V188H110ZM122 187H123V185H122ZM131 187H134V185L131 186ZM190 187H191V188H190ZM7 188H8V187H7ZM16 188H17V186H16ZM112 188H113V187H112ZM117 188H118V187H117ZM128 188H129V187H128ZM134 188H135V187H134ZM143 188H144V187H143ZM145 188H146V187H145ZM148 188H149V186H148ZM203 188H204V187H203ZM12 189H13V188H12ZM99 189H103V188L99 187ZM106 189L109 190L108 188H106ZM110 189H111V188H110ZM119 189H120V188H119ZM123 189H124V188H123ZM140 189L142 190V186H140ZM150 189H151V188H150ZM152 189H154V188H152ZM181 189H182V188H181ZM0 190H1V189H0ZM5 190H6V189H5ZM90 190H91V189H90ZM120 190H121V189H120ZM128 190H129V189H127V190L125 189V190H123V192H124V191L127 192ZM146 190H149V189H146ZM165 190H166V189H165ZM169 190H170V188L167 189V191H169ZM1 191H2V190H1ZM1 191H0V192H1ZM11 191H12V190H11ZM86 191L88 192V189H87ZM86 191H84V192H86ZM93 191H94V190H93ZM96 191H97V190H96ZM96 191H95V192H96ZM100 191H102V190H100ZM100 191H99V193H100ZM109 191H110V190H109ZM114 191H115V190H114ZM114 191H113V192H114ZM116 191H118V190H116ZM121 191H122V190H121ZM121 191H120V192H121ZM129 191H130V190H129ZM134 191H135V189H134ZM137 191L139 192V190H137ZM151 191H152V190H151ZM154 191H155V190H154ZM180 191H181V190H180ZM97 192H98V191H97ZM97 192H96L95 195H90V196H92V197H91V200H94V201L98 200V202H96V203H99V199L101 198V196H99V195L97 194ZM102 192H104V191H102ZM125 192H124V194H125ZM135 192H136V191H135ZM144 192H145V191H144ZM152 192H153V191H152ZM163 192H165V191H163ZM1 193H2V192H1ZM1 193H0V194H1ZM20 193H21V192H20ZM91 193H92V190H91ZM106 193H108V192L106 191ZM116 193H117V192L111 193V195H112V194H116ZM127 193H128V192H127ZM129 193H130V192H129ZM129 193H128V194H129ZM132 193H133L132 195H134V192H132ZM156 193H157V192H156ZM86 194H87V193H86ZM89 194H90V192H89ZM92 194H94V193H92ZM119 194H120V197H117V195H116V196L114 197V199H115V198H121V196H122L123 193H122V194L119 193ZM124 194H123V195H124ZM128 194H127V196H128ZM146 194H147V191H146V193H145L144 195H146ZM148 194H151V193H148ZM168 194H169V193H168ZM178 194H180V192H179ZM2 195H3V194H2ZM84 195H85V194H84ZM101 195H102V193H101ZM107 195H108V194H107ZM107 195H105V196H106V198L108 199L109 197H107ZM130 195H131V194H130ZM130 195H129V196H130ZM140 195L142 196V198L145 197V196L143 197L142 193H140ZM158 195H159V194H157V197L159 198ZM162 195H163V194H162ZM14 196H15V195H14ZM80 196H81V195H80ZM80 196H79V197L77 196V197L80 199ZM105 196H103V197H104V200H106ZM109 196H110V195H109ZM118 196H119V195H118ZM124 196H125V195H124ZM124 196H123V197H124ZM129 196H128V197H129ZM153 196H155V198H156L155 193H154L151 197H153ZM160 196H161V195H160ZM164 196H165V195H164ZM172 196H173V195H172ZM177 196H178V195H177ZM2 197H3V196H2ZM81 197H82V196H81ZM110 197L112 198V196H110ZM130 197H131V196H130ZM139 197H140V196H139V194H138V196H137L136 198L139 199ZM178 197H179V196H178ZM181 197H182V195H181ZM82 198H83V197H82ZM87 198H88V197H87ZM125 198H127V197H124V200H125ZM136 198H135V199H136ZM149 198H150V196H149ZM149 198H148V199H149ZM153 198H154V197H153ZM153 198H151V199H153ZM168 198H169V196H168ZM170 198H171V197H170ZM170 198H169V199H170ZM71 199H72V198H71ZM109 199H110V198H109ZM114 199H113V200H114ZM128 199H131V202L133 201V200H132V197H131V198H128ZM128 199H126V200L128 201ZM135 199H134V200H135ZM145 199H146V198H145ZM73 200H74V199H73ZM87 200H88V199H87ZM101 200H102V199H101ZM101 200H100V202H101ZM115 200H116V199H115ZM117 200H118V199H117ZM122 200H123V199H122ZM126 200H125V202H126ZM139 200H141V199H139ZM139 200L136 199V202L139 201ZM160 200H161V199H160ZM71 201H72V200H71ZM80 201H82V199H81ZM106 201H107V200H106ZM108 201H109V200H108ZM118 201H119V200H118ZM141 201H142V200H141ZM146 201H147V200H146ZM152 201H153V200H152ZM152 201H151V203H153ZM169 201L171 202L172 199L169 200ZM173 201H174V200H173ZM89 202H90V201H89ZM115 202H116V201H115ZM115 202H114V204H115ZM121 202H122V201H121ZM125 202H124V203H125ZM128 202H130V200H129ZM131 202H130V203H131ZM142 202H145V201L143 200ZM147 202H148V201H147ZM175 202L178 203L177 200H175ZM175 202H173L174 205L172 204L173 207H175ZM186 202H187V201H186ZM188 202H189V201H188ZM71 203H73V201H72ZM92 203H93V202H92ZM107 203H108V202H107ZM112 203H113V202H112ZM116 203H117V202H116ZM130 203H129V204H130ZM139 203H141V202H138L137 206L140 205ZM145 203H146V202H145ZM145 203H144V204H145ZM149 203H150V201H149ZM149 203H148V204H149ZM151 203H150V204H151ZM75 204H76V203H75ZM82 204H83V203H82ZM82 204H81V206H82ZM94 204H95V202L93 203V205H94ZM104 204H105V203H104ZM120 204H122V203H120ZM133 204H134V203H133ZM144 204H141V205L143 206ZM167 204H168V203H167ZM170 204H171V203H170ZM83 205H86V204H83ZM96 205H98V204H96ZM96 205H95V206H96ZM99 205H100V204H99ZM99 205H98V206H99ZM112 205H113V204H112ZM123 205H124V204H123ZM130 205H131V204H130ZM168 205H169V204H168ZM172 205H171V208H167V207H166L167 205H166V206H165V208H167L166 211H168V209H173V208H172ZM72 206H74V205L72 204L70 207H72ZM75 206H76V205H75ZM118 206H119V204H118ZM131 206H132V205H131ZM131 206H130V207H131ZM137 206H136V207H137ZM150 206H151V205H150ZM155 206H156V204H155ZM155 206H153V207H155ZM157 206H159V207L162 206V207H163V205H161V206H160V205H157ZM157 206H156V208H159V207H157ZM169 206H170V205H169ZM76 207H78V205H77ZM76 207H75V208H76ZM85 207H87V206H85ZM85 207L83 206L84 209H85ZM91 207H92V205H91ZM91 207H90V204H89V206H88L87 208H90V209H91ZM101 207H102V206H101ZM112 207H113V206H112ZM119 207H120V206H119ZM126 207H128L127 204H126ZM143 207H144V206H143ZM143 207H142V209H143ZM146 207H147V206H146ZM162 207H161L160 209H162ZM178 207H179V206H178ZM61 208H62V206H61ZM67 208H68V206H67ZM72 208H73V207H72ZM75 208H73V210H74ZM83 208H82V209H83ZM92 208H93V207H92ZM96 208H97V207H96ZM102 208H103V207H102ZM102 208H100V209H102ZM106 208H107V207H106ZM106 208H104V209H106ZM109 208H110L109 210H112V209H111V205L109 206ZM139 208H141V207L139 206ZM156 208H155V209H156ZM113 209H114V208H113ZM121 209H122V207H121ZM134 209H136V208L134 207ZM142 209H141V210H137V211H139L138 213H140V211H142ZM152 209H153V208H152ZM160 209H159L158 211H160ZM179 209H180V208H179ZM59 210H60V208H59ZM65 210H68V209H65ZM69 210H70V209H69ZM86 210H87V209H86ZM92 210H95V211H96L95 207H94V209H92ZM107 210H108V209H107ZM143 210H144V209H143ZM162 210H163V209H162ZM173 210H175V209H173ZM17 211H18V210H17ZM61 211H62V210H61ZM63 211H64V210H63ZM81 211L84 212V210H81ZM81 211H79V212H81ZM89 211H90V212H93V211H91V210H89ZM89 211L87 210V211H85L84 213H87V212H89ZM101 211H102V210H101ZM101 211H99V212H101ZM104 211H105V210H104ZM104 211H103V214H104ZM115 211H116V210H115ZM154 211H155V210H154ZM163 211H164V210H163ZM163 211H161V212H163ZM170 211H171V210H170ZM170 211H169V212H170ZM18 212H19V211H18ZM71 212H72V211H71ZM75 212H76V211H75ZM83 212H82V214H83ZM111 212H112V211H111ZM113 212H114V210H113ZM123 212L125 213L124 209H123ZM127 212L129 213V211H127ZM127 212H126V214H127ZM131 212H132V211H131ZM156 212H157V209H156ZM169 212H168V213H169ZM174 212H175V211H174ZM174 212H173V213H174ZM19 213H20V212H19ZM56 213H57V212H56ZM61 213H62V212H61ZM61 213H60V214H61ZM105 213L107 214V212H105ZM134 213H135V212H134ZM138 213H137L136 215H139ZM147 213H148V211H147ZM164 213H165V212H164ZM168 213H167V214H164V215H166V217L164 216V218H167V216L169 215ZM217 213H218V211H216V212L214 213V215H212V217H213L212 220L216 217L215 214H217ZM60 214H59V215H60ZM69 214H70V213H69ZM82 214H81V215H82ZM88 214H89V213H88ZM98 214H99V213H98V211H97V214H96V215L98 216ZM109 214H110V213H109ZM119 214H120V212H119ZM122 214H123V213H122ZM122 214H121V215H122ZM152 214H155V212L152 213ZM156 214H157V216H160V218H163V217H162V215H163L162 213H158V212H157ZM156 214H155V215H156ZM160 214H162V215H160ZM177 214H178V213H177ZM14 215H15V214H14ZM29 215H30V218H32V217H31V213H30ZM29 215H28V216H29ZM66 215H67V214H66ZM76 215H77V214H76ZM79 215H80V214H79ZM86 215H87V214H86ZM96 215H95V212H94V215H93V216H96ZM99 215H100V214H99ZM124 215H125V214H124ZM124 215H122L121 217H123V219H126V218H124ZM136 215H135V219H134V221H136V220L138 219V218H136V217H137ZM141 215H143V214H141ZM145 215H146V214H145ZM149 215H151V214H149ZM15 216H16V215H15ZM32 216H33V215H32ZM60 216H61V215H60ZM63 216H65V215H63ZM83 216H84V215H83ZM83 216L80 217V218H83ZM106 216H107V215H106ZM106 216L103 217V218H106ZM12 217H13V216H12ZM70 217H71V216H70ZM72 217H73V216H72ZM75 217H77V216H75V214H74V218H75ZM78 217H79V216H78ZM78 217H77V218H78ZM89 217H91V216H89ZM89 217H88V218H85V219H89ZM99 217H100V216H99ZM113 217H114V216H113ZM118 217H119V216H118ZM118 217H117V218H118ZM138 217H140V216H138ZM142 217H143V216H142ZM153 217H154V216H153ZM153 217H152V218H153ZM171 217H172V216H171ZM16 218H17V217H16ZM66 218H67V217H66ZM93 218H94V217H93ZM93 218L91 217V222L93 221V220H92ZM107 218H109V216H108ZM107 218H106V219H107ZM117 218H114V219H117ZM146 218H147V216H146ZM152 218H151V219H152ZM154 218H155V217H154ZM154 218H153V220H154ZM160 218H159V219H160ZM172 218H173V217H172ZM50 219H51V218H50ZM59 219H60V218H59ZM64 219H65V218H64ZM67 219H68V218H67ZM70 219H71V218H70ZM75 219H76V218H75ZM75 219H74V220H75ZM97 219H98V218H97ZM118 219H119V218H118ZM121 219H122V218H121ZM168 219H169V217H168L166 220H168ZM40 220H41V219H40ZM55 220H56V219H55ZM71 220H73V218H72ZM78 220H79V219H78ZM78 220H77V221H78ZM80 220H81V219H80ZM80 220H79V221H80ZM94 220H95V219H94ZM98 220H99V219H98ZM110 220H111V218H110ZM110 220H109V221H110ZM129 220H130V219H129ZM132 220H133V219H132ZM160 220H161V219H160ZM160 220H158V222H159ZM77 221H76V222H77ZM81 221H83V220H81ZM81 221H80V222H81ZM85 221H86V220H85ZM85 221H84V222H85ZM95 221H96V220H95ZM102 221H103V220H102ZM117 221H118V220H117ZM149 221H151V220L149 219ZM149 221H148V222H149ZM93 222H94V221H93ZM105 222H106V221H105ZM112 222H113V221H112ZM132 222H133V221H132ZM144 222H145V221H144ZM148 222H147V223H148ZM151 222H152V221H151ZM153 222H154V221H153ZM167 222H168V221H167ZM82 223H83V222H82ZM85 223H86V222H85ZM85 223H84V224H85ZM98 223H99V221H98ZM145 223H146V222H145ZM154 223L156 224V222H154ZM104 224H105V223H104ZM104 224H103V225H104ZM109 224H110V223H109ZM116 224H117V223H116ZM121 224H124V220H123V223H121ZM133 224H134V223H133ZM137 224H138V223H137ZM137 224H136V222H135V225H137ZM32 225H33V224H32ZM32 225H31V226H32ZM88 225H91V224H88ZM103 225H102V226H103ZM107 225H108V223H107ZM143 225H144V224H143ZM150 225H151V227H153V226H152L153 224H150ZM150 225H149V226H150ZM173 225H172V227H173ZM34 226H35V225H34ZM34 226H33V227H34ZM115 226H116V225H115ZM133 226H134V225H133ZM145 226L147 227V225H145ZM149 226H148L147 228H149ZM159 226H160V225H158V227H159ZM24 227L26 228V226H24ZM33 227H30V226H29V229L31 228V231H32V228H33ZM105 227H106V226H105ZM108 227H109V225L107 226V228H108ZM154 227H155V226H154ZM221 227H222V226H221ZM17 228H19V227H17ZM20 228H21V227H20ZM20 228H19V229H20ZM25 228L22 229V231L25 230ZM34 228H35V227H34ZM110 228H112V227L110 226ZM110 228H109V230H110ZM114 228H115V227H114ZM133 228H134V227H133ZM136 228H137V226H136ZM136 228H135L134 230L139 229V228H137V229H136ZM169 228H170V227H169ZM169 228H167V229H169ZM126 229H127L126 231L124 230L125 233H127V232L129 231V227H127ZM140 229H141V228H140ZM154 229H156V228H154ZM159 229H161V228H159ZM45 230H46V229H45ZM109 230H108V231H109ZM119 230H120V228H119ZM148 230H149V229H148ZM173 230H174V229H173ZM173 230H172V232H173ZM178 230L180 231L179 228H178ZM178 230H177V232H179ZM20 231H21V230H20ZM25 231H27V229H26ZM33 231H34V229H33ZM46 231H48V230H46ZM108 231H107V232H108ZM142 231H144V230H142ZM161 231H162V230H161ZM168 231H169V230H168ZM238 231H239V230H238L237 227H236V223H235V221H233L231 218H228V219H227V223H226V227H225V228H221V229L218 228V229H216V231H214L213 233H211V230L209 229V240L205 241L204 243H209V242H213V241H214L215 243H217V242H219V243H226V244L228 245V256H227V258H226L225 264H264V253L259 252V250L257 249V246L253 245L252 242H250L249 240H247V239L245 238L244 235L239 236ZM35 232H36V231H35ZM35 232H34V233H35ZM37 232H38V231H37ZM148 232H149V231H148ZM157 232H158V231H157ZM166 232H167V231H166ZM170 232H171V231H170ZM175 232H176V230H175ZM11 233H12V232H11ZM14 233H15V230H14ZM19 233H20V232H19ZM23 233H24V232H23ZM31 233H33V232H31ZM128 233H129V232H128ZM153 233H154V232H153ZM159 233H161V232H159ZM173 233H174V232H173ZM12 234H13V233H12ZM21 234H22V233H21ZM35 234H36V233H35ZM37 234H40V233L38 232ZM111 234H112V232H111ZM114 234L117 235L116 232H115ZM114 234H113V235H114ZM123 234H124V232H123ZM148 234H149V233H148ZM148 234H147V235H148ZM167 234H168V233H167ZM178 234H179V233H178ZM15 235H16V234H15ZM22 235H23V234H22ZM24 235H25V234H24ZM27 235H28V237H29V233H28ZM113 235H112V236H113ZM115 235H114V236H115ZM119 235H121V234H119ZM119 235H118L117 237H119ZM156 235H157V234H156ZM162 235H164V234H162ZM10 236H11V235H10ZM17 236H19V235H17ZM17 236H16V237H17ZM35 236H36V235H35ZM35 236L33 235V237L30 236L29 238H31V239L33 238V239H34ZM37 236H38V235H37ZM37 236H36V237H37ZM39 236H41V235H39ZM43 236H44V234H43ZM121 236H124V235H121ZM126 236H127V235H126ZM149 236H150V235H149ZM149 236H148V237H149ZM151 236H152V235H151ZM13 237H15V236H13ZM16 237H15V238H16ZM19 237H20V236H19ZM21 237H22V236H21ZM24 237H25V236H24ZM143 237H144V236H143ZM148 237H147V238H148ZM157 237H159V236H157ZM37 238H38V237H37ZM109 238H110V235L108 236V239H109ZM114 238H116V237H114ZM114 238H113V239H114ZM125 238H126V237H125ZM227 238H229V239L231 238V242H230L231 244H230V245H229V244L227 243V241H226ZM11 239H12V238H11ZM17 239H18V238H17ZM20 239L22 240V238H20ZM26 239H27V236H26ZM110 239L113 240L112 237H111ZM117 239H119V238H117ZM141 239H142V238H141ZM145 239H146V237H145ZM148 239H149V238H148ZM13 240H14V239H13ZM13 240H12V241H13ZM23 240H24V239H23ZM36 240H37V239H36ZM111 240H110L109 242H112ZM150 240H151V239H150ZM153 240H154V239H153ZM155 240H158V239H155ZM27 241H28V240H27ZM141 241H142V240H141ZM151 241H152V240H151ZM4 242H5V241H4ZM4 242H3V243H4ZM6 242H7V241H6ZM13 242H15V240H14ZM22 242H23V241H22ZM24 242H26V241L24 240ZM24 242H23V243H24ZM28 242H32V241H30V239H29ZM144 242L149 244L150 241H148V242L144 241ZM144 242H143V243H144ZM155 242H157V241H155ZM17 243H18V241L16 242V244H17ZM33 243H35V242H33ZM150 243H151V242H150ZM153 243H154V242H153ZM8 244H9V243H8ZM8 244H7V245H8ZM14 244H15V243H14ZM25 244H27V243H24V245H25ZM30 244L32 245V243H30ZM30 244H29V245H30ZM0 245H2V244H0ZM10 245H11V242H10ZM31 245H30V246H31ZM149 245H150V244H149ZM14 246L16 247V245H14ZM14 246H13V247H14ZM19 246H20V245H19ZM22 246H23V244H22ZM22 246H21V247H22ZM25 246H27V245H25ZM30 246H29V248H30ZM0 247H1V246H0ZM35 247H36V246H35ZM234 247H235V248H236V247H239V248H240V250L238 251V253H234V252L232 251V249H233ZM19 248H20V247H19ZM23 248H24V247H23ZM25 248H26V247H25ZM27 248H28V247H27ZM33 248H34V246H33L32 249H30V250L32 251ZM36 248H37V247H36ZM113 248H114V247H113ZM11 249L13 250V248H11ZM34 249H35V248H34ZM4 250H5V248H4ZM9 250H10V249H9ZM14 250H15V249H14ZM19 250H20V249L17 250L18 253L21 252V251L19 252ZM23 250H24V249H23ZM25 251H26V249H25ZM31 251H30V252H31ZM35 251H36V249H35ZM113 251H114V250H113ZM11 252H12V251H11ZM11 252H10V253H11ZM36 252H37V251H36ZM16 253H17V252H16ZM22 253H23V251H22L20 254L22 255ZM24 253H25V252H24ZM31 253H33V252H31ZM2 254H3V253H2ZM11 254H12V253H11ZM14 254H15V252H14ZM6 255H7V254H6ZM6 255H5V256H6ZM15 255H16V254H15ZM27 255H28V252H27ZM30 255H31V254H30ZM33 255H36V254H33ZM10 256H11V255L9 254V259H10ZM11 257H12V256H11ZM23 257L25 258L26 256L23 255ZM28 257H30V256H28ZM34 257H35V256H34ZM119 257H120V256H119ZM16 258H18V255H17ZM16 258H15V259H16ZM115 258H116V257H115ZM0 259H1V258H0ZM33 259H34V258H33ZM112 259H113V258H112ZM19 260H20V259H18V260L16 261V263L19 262ZM21 260H22V259H21ZM21 260H20V261H21ZM24 260H25V259H24ZM29 260H30V259H29ZM29 260L26 259V261H29ZM114 260H115V259H114ZM4 261H8V259H7V260H4ZM4 261H3V262H4ZM31 261H32V260H31ZM23 262H24V261H22V263H23ZM29 262H30V261H29ZM36 262H37V261H36ZM5 263H7V262H5ZM9 263L12 264V262H9ZM14 263H15V262H14ZM25 263L27 264L28 262H25ZM25 263H24V264H25ZM33 263H34V262H33ZM97 263H99V262H97ZM28 264H29V263H28Z\"/></svg>",
  "mask_w": 264,
  "mask_h": 264
}]
</instances>
